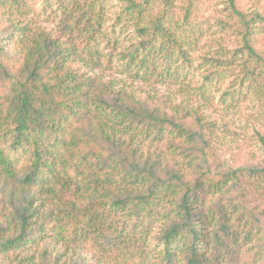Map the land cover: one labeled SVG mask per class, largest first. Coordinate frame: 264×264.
Returning <instances> with one entry per match:
<instances>
[{
    "label": "trees",
    "instance_id": "16d2710c",
    "mask_svg": "<svg viewBox=\"0 0 264 264\" xmlns=\"http://www.w3.org/2000/svg\"><path fill=\"white\" fill-rule=\"evenodd\" d=\"M59 1L66 11V0ZM229 4L234 19L244 28V49L264 63L251 46L256 25L263 18L242 12L236 0H229ZM0 5L18 11L21 3L0 0ZM96 7V2L90 3L87 13L94 14ZM138 8L132 5L130 10ZM153 25V29L139 25L141 40L120 54L106 55L98 49L93 31L82 47L72 28L67 32L70 41L63 44L42 35L28 42L18 40L21 47L15 55L0 47V193L5 196L11 212L8 221L16 232L0 244L2 253L39 245L45 239L40 227L46 222L39 225L42 207H49V220L59 221L52 228L57 239L73 244L77 241L68 234V227L76 233L79 221L89 218L97 223L102 216L95 208L109 205L126 216L122 225L110 226L119 241L110 242L114 257L95 241L90 244L86 239L83 244H90L100 262L155 264L149 260L144 243L150 223L169 204V211L160 218L166 227L156 239V247H160L157 264H247L238 260L242 245L234 225L250 228L245 238L248 243L257 223L255 217L239 214L234 224L231 214L238 213L239 206L233 196L228 198L233 205L229 213L218 202L205 209L203 200L207 193L237 194L240 177H264V169L230 171L216 181L206 170L196 180L187 181L186 175L169 170L140 145L178 140L195 170V152L207 164L205 149L210 144L202 119L196 118L194 128L187 123L188 116L177 120L158 108L114 95L88 73L105 68L135 79L163 77L161 68L152 61L157 48L166 50L163 44L158 46L156 37L178 43L166 34L163 25ZM117 45L115 40L114 50ZM167 57H171L169 52ZM261 142L264 145V140ZM74 186L78 188L76 196L86 194L93 201L83 212L78 204L69 210L60 207ZM145 221L149 224L140 231ZM262 261L264 252L260 251L253 255L251 264Z\"/></svg>",
    "mask_w": 264,
    "mask_h": 264
},
{
    "label": "rangeland",
    "instance_id": "374dc122",
    "mask_svg": "<svg viewBox=\"0 0 264 264\" xmlns=\"http://www.w3.org/2000/svg\"><path fill=\"white\" fill-rule=\"evenodd\" d=\"M19 1L18 11L11 6L2 8L0 5V47H5L10 55H15L17 48L21 47L17 41L22 39L28 42L46 35L61 44L69 42V28L74 30L82 47L93 31L91 35L98 49L106 55L120 54L141 40L137 31L139 25L140 28L146 26L151 29L153 24L163 25L166 34H171L180 46L169 42L166 37H156L158 46L163 44L166 50L160 52L157 48L152 61L161 68L163 77L135 79L105 68L88 70V73L103 86H108L114 95L158 108L177 120L188 116L186 121L194 128L196 118L202 119L210 144L205 149L207 164L195 152V170L190 165L191 159L181 151L183 145L178 140L168 139L157 145L143 142L140 145L153 157H159L169 170L186 175L187 181L196 180L206 170L216 181L230 171L264 169V145L261 142L264 140V63L244 49L245 31L234 19L229 0H77L76 5L74 0H66V11L60 7L59 0ZM93 2L97 4L95 12L88 14V6ZM236 2L242 12L251 16L257 13L263 18L256 25L258 29L252 36L251 46L264 60V0ZM132 5L140 8L130 10ZM115 40L118 42L117 50H114ZM168 52L171 57H167ZM168 71L170 75L167 76ZM240 179L241 185L237 188V194H242L240 197L236 193H207L203 201L205 209L218 202L229 213L233 205L228 198L233 196L239 206L238 213L231 214L234 224L239 214L255 217L257 223L248 243H245V238L250 228L234 225L242 245L238 260L251 264L253 255L264 252V177L250 179L242 176ZM232 185V182L227 184L225 190ZM77 190L74 186L60 207L69 210L78 204L83 212L92 204V199H88L86 194L83 198L76 196ZM169 208L170 205L166 204L161 215L148 227L144 248L149 252V260L155 264L160 259L156 239L166 227L160 218ZM48 209V206L39 209V225L45 221V226L36 225L42 228L45 239L39 245H28L5 253L0 249V264H109L100 262L96 253L91 251L90 244L94 241L101 244V249L107 248L109 252L106 254L114 257L110 252V242H117V239L110 226L122 225L125 215L109 205L98 206L95 210L102 216L100 221L90 222L89 218L79 221L80 231L76 233L71 226L68 227V234H73L77 241L69 244L55 236L52 228L59 225V221L49 220ZM10 213L5 196L0 193V244L16 234L14 224L10 225L8 221ZM143 224L140 231L149 223L145 221ZM129 226L132 227V223L127 231ZM207 229L211 231V228ZM86 239L90 244H83ZM258 264H264V261Z\"/></svg>",
    "mask_w": 264,
    "mask_h": 264
}]
</instances>
